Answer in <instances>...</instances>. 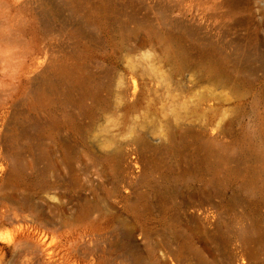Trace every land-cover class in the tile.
<instances>
[{
	"label": "rangeland",
	"instance_id": "obj_1",
	"mask_svg": "<svg viewBox=\"0 0 264 264\" xmlns=\"http://www.w3.org/2000/svg\"><path fill=\"white\" fill-rule=\"evenodd\" d=\"M0 264H264V0H0Z\"/></svg>",
	"mask_w": 264,
	"mask_h": 264
},
{
	"label": "bare ground",
	"instance_id": "obj_2",
	"mask_svg": "<svg viewBox=\"0 0 264 264\" xmlns=\"http://www.w3.org/2000/svg\"><path fill=\"white\" fill-rule=\"evenodd\" d=\"M237 66H240V71L243 73V74H250L252 71H253V67L248 64L246 61H239L238 65Z\"/></svg>",
	"mask_w": 264,
	"mask_h": 264
}]
</instances>
